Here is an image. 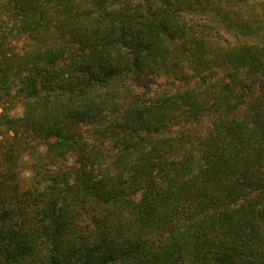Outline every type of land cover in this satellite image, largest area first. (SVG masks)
Listing matches in <instances>:
<instances>
[{"label":"trees","instance_id":"trees-1","mask_svg":"<svg viewBox=\"0 0 264 264\" xmlns=\"http://www.w3.org/2000/svg\"><path fill=\"white\" fill-rule=\"evenodd\" d=\"M0 21V264H264V0H0ZM162 68L179 85L153 91Z\"/></svg>","mask_w":264,"mask_h":264},{"label":"rangeland","instance_id":"rangeland-1","mask_svg":"<svg viewBox=\"0 0 264 264\" xmlns=\"http://www.w3.org/2000/svg\"><path fill=\"white\" fill-rule=\"evenodd\" d=\"M257 3V2H256ZM256 12L258 13V7L255 8ZM192 22H196V21H201L202 17L199 15H192L189 19ZM1 22V21H0ZM3 26H5L4 24H2ZM8 27L10 28L11 25L10 23H8ZM220 39L223 41L228 42V45H232L233 42H235V40H239L241 39V34L235 35V33H228L227 31H224V29H220ZM25 42H27L26 39L21 38L20 39H16V37L11 36V35H7L6 36V42L3 46L2 49H4V51L7 52V54H11V51H14V53H21L23 50V47L26 45ZM237 42V41H236ZM188 73H191V70L187 69L186 70ZM154 84H152V89L151 90H161L165 87L167 88H175L177 85H179L178 81H176V79H174L173 75L167 74L164 72V68H162L161 70H159L154 76ZM194 84V82L190 83V86H192ZM182 88H184L185 86L181 85ZM138 90V89H136ZM135 90V91H136ZM22 113V107L20 106H16V109H12L11 110V114H14L15 116H20ZM202 124L199 126H195L194 128H197L198 132H202L203 129L205 128L206 125H208V120H206L205 118H202ZM172 129L176 130L177 127L173 126ZM180 130V129H179ZM178 131V130H177ZM2 135L0 136V139H4L6 138V134H5V130H1ZM4 144V143H2ZM21 161L19 163V185L22 188L28 187L31 184V178H32V174H31V165H32V161L29 159V156H21Z\"/></svg>","mask_w":264,"mask_h":264}]
</instances>
